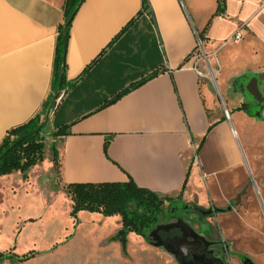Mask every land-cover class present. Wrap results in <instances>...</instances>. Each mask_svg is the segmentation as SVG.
<instances>
[{"label":"crops","instance_id":"0c3cea01","mask_svg":"<svg viewBox=\"0 0 264 264\" xmlns=\"http://www.w3.org/2000/svg\"><path fill=\"white\" fill-rule=\"evenodd\" d=\"M65 2L0 0V144L8 130L41 112L53 93ZM148 3L138 15L142 0H83L72 17L66 89L44 116L50 134L69 126L66 135H52L60 185L133 179L182 203L228 206L240 192L232 187L235 196L228 197L229 182L243 163L235 122H262L239 109L257 101L244 89L235 91L232 80L264 71V0H225L219 15L218 0ZM239 29L242 37L234 40ZM195 30L205 40L216 82L202 77L204 63L196 66L190 57ZM155 70V77L104 107ZM219 82L233 113L228 99L219 96ZM48 170L54 181L53 159L44 153L26 174L15 171L0 181L24 177L34 187V177Z\"/></svg>","mask_w":264,"mask_h":264},{"label":"rangeland","instance_id":"374dc122","mask_svg":"<svg viewBox=\"0 0 264 264\" xmlns=\"http://www.w3.org/2000/svg\"><path fill=\"white\" fill-rule=\"evenodd\" d=\"M259 74H246V80ZM219 87V96L228 99L231 109L220 82ZM249 109L262 122L244 119L237 125L234 121L243 163L229 182L232 186L226 195L234 197L235 187L240 192L228 206L214 207V216H191L184 212L182 203H175L171 208L175 218L162 220L149 233L155 239L150 243L123 229L118 215L83 210L71 216L72 201L60 185L57 171L54 181L49 170L34 177V187L23 182L24 177L4 179L0 181V189L4 187L0 252L21 256L34 251V256L24 261L6 259L0 264H241L244 257L264 264V94L263 100ZM49 131L47 126L43 130L44 153L53 159L57 143ZM218 203L223 206L226 202L221 198ZM176 238H185L193 246L198 243L205 259L197 247L183 256Z\"/></svg>","mask_w":264,"mask_h":264},{"label":"trees","instance_id":"16d2710c","mask_svg":"<svg viewBox=\"0 0 264 264\" xmlns=\"http://www.w3.org/2000/svg\"><path fill=\"white\" fill-rule=\"evenodd\" d=\"M82 1L83 0H66L65 2V23L59 26L56 41L52 83L53 93L57 91L59 86L63 91L66 89L64 68L66 65L65 57L69 39V28L72 17ZM148 6V0H142V9L138 15L147 10ZM224 10L225 0H218L216 15L222 14ZM135 19L136 18H133L128 23L127 27L131 25ZM158 72L159 70H155L148 76L122 89L111 99L106 101L104 107L114 103L123 95L140 87L148 80L155 77ZM250 79L251 77L246 80V76L234 78L232 80L234 90H245L246 84ZM53 93L49 96L41 112L27 122L7 131L0 144V176L15 171L26 174L32 166L43 161V130L47 125V122H44V116L53 99ZM239 109L244 110L252 117H256V114L249 111V106L247 104H243ZM51 110H54V107L51 108ZM68 129V125L62 126L55 130L52 135L55 137L66 135ZM52 152L54 166L57 174H59L58 150L55 148ZM65 189L72 201L71 216L76 217L77 213L83 210L98 212L104 216L118 215L121 217L123 229L143 237L150 243H154L155 239L149 237V233L155 230L162 220L175 218L176 214H172L171 208L175 203H182L180 200H175L171 197L160 196L157 192L137 184L133 179L127 181L70 182L65 186ZM182 205L185 213L196 214L201 218L214 215V210L212 208H205L190 203H182ZM32 256H34V251L21 256L15 252H0V262L12 258L24 261Z\"/></svg>","mask_w":264,"mask_h":264},{"label":"built area","instance_id":"2783aa9c","mask_svg":"<svg viewBox=\"0 0 264 264\" xmlns=\"http://www.w3.org/2000/svg\"><path fill=\"white\" fill-rule=\"evenodd\" d=\"M194 32H195V46L190 54V57L194 60V65L196 66H198L197 65L198 62L204 63L205 70L199 71V74L202 77H208L212 81L216 82V74L213 69V66L210 63V54L206 50L205 40L202 34L198 30H195ZM241 37H242L241 29H239L233 35V39L239 40ZM63 94H64V91L61 90V88L57 89V91L54 93V96H53L51 108L56 106L57 102L60 100ZM224 115L226 118H230V113L228 109H224Z\"/></svg>","mask_w":264,"mask_h":264},{"label":"water","instance_id":"95a60500","mask_svg":"<svg viewBox=\"0 0 264 264\" xmlns=\"http://www.w3.org/2000/svg\"><path fill=\"white\" fill-rule=\"evenodd\" d=\"M62 71H63V69H62ZM262 80H264V71L260 72V74L257 76L251 77V79L247 83L246 89H245L258 102L263 100V93H262L261 88H260V81H262ZM260 114H261V112H258L257 116L259 117ZM177 240L180 242V246L179 245L178 246H179V249L182 251L183 256H185L188 253L190 248H195V247L199 248L200 247V245L198 243H197V245L193 246L194 244L190 243L185 238L184 239L176 238L175 241H177ZM242 264H254V263L250 258L244 257L242 259Z\"/></svg>","mask_w":264,"mask_h":264},{"label":"flooded vegetation","instance_id":"af4514ba","mask_svg":"<svg viewBox=\"0 0 264 264\" xmlns=\"http://www.w3.org/2000/svg\"><path fill=\"white\" fill-rule=\"evenodd\" d=\"M210 208H212V207H210ZM212 209H213V208H212ZM188 215H191V216H192V215H195V214H189V213H188ZM196 216L199 217V218H201V217L198 216V215H196ZM213 216H214V215H213ZM205 218H207V217H205ZM168 220H170V219H168ZM163 235H165L166 237L168 236V235H166V234H163ZM199 249H201V252L198 253V254H200V255L203 254V255H204V259H205L206 256H205V254H204L203 248H202V247H199ZM196 254H197V253H196Z\"/></svg>","mask_w":264,"mask_h":264}]
</instances>
